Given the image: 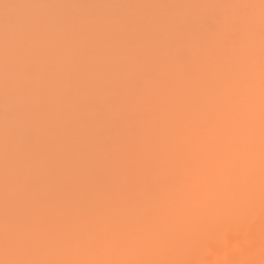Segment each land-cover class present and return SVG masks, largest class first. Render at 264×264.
I'll list each match as a JSON object with an SVG mask.
<instances>
[{
	"label": "bare ground",
	"instance_id": "6f19581e",
	"mask_svg": "<svg viewBox=\"0 0 264 264\" xmlns=\"http://www.w3.org/2000/svg\"><path fill=\"white\" fill-rule=\"evenodd\" d=\"M0 264H264V0H0Z\"/></svg>",
	"mask_w": 264,
	"mask_h": 264
}]
</instances>
